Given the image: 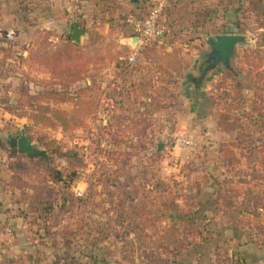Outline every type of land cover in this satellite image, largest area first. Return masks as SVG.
Returning a JSON list of instances; mask_svg holds the SVG:
<instances>
[{"label":"rangeland","instance_id":"rangeland-1","mask_svg":"<svg viewBox=\"0 0 264 264\" xmlns=\"http://www.w3.org/2000/svg\"><path fill=\"white\" fill-rule=\"evenodd\" d=\"M99 1L107 6L111 0ZM157 1L145 0L142 13ZM37 2L0 0V6L34 10ZM70 2L81 12H74V21L86 29L81 42L70 39L73 22L53 42L49 30L26 42L12 39L18 46L29 44L27 53H13L0 81L11 90L1 98L4 108L19 105L16 113L24 117L18 125L1 118L5 126L12 124L10 135L20 136L24 129L38 152L46 148V157H37L47 169L28 177L17 167L25 157L9 147L7 137L0 139L1 168L8 182L14 170L17 174L18 214L31 247L20 254V264H178V243L186 245L185 231L174 225L181 213L175 211L172 219L178 206L184 215L197 208L192 228L221 223L235 229L231 238L239 230L264 244V193L255 204L242 201L237 193L243 185L235 181L264 158V0H167L173 33L152 40L132 63L126 60L128 44L118 41L126 34L121 19L128 9L112 20L104 16L110 23L100 26L79 21L83 0ZM119 2L124 3L114 4ZM35 21L31 18L30 24ZM219 34H242L246 42L236 47L230 70L219 64L205 71L211 64L205 38ZM46 91H58L69 101L43 100ZM41 104L49 112L35 109ZM138 108L150 126L143 124L136 135L139 126L129 128L122 118ZM52 110L81 126L63 128ZM219 118L228 130L218 126ZM179 136H188L192 144L175 147ZM49 142L73 149L83 159L75 178L65 175L67 161L54 157ZM225 146L238 153L240 164H224ZM48 168L58 174L51 177ZM50 189L55 198L47 205L43 197ZM217 201L224 212L213 221Z\"/></svg>","mask_w":264,"mask_h":264},{"label":"crops","instance_id":"crops-1","mask_svg":"<svg viewBox=\"0 0 264 264\" xmlns=\"http://www.w3.org/2000/svg\"><path fill=\"white\" fill-rule=\"evenodd\" d=\"M114 1L115 0L108 1L107 3H109V5L102 6L103 1L100 2L97 0V2H92V0H83L84 6L82 7L84 12L79 21H94L97 25L101 26L103 22H106L104 16L112 20L110 17L115 18L126 9L130 12H137L138 10L140 11V9L142 10V7L145 5V0H116L124 2H119V5H115ZM116 3L118 4V2ZM33 9L34 10H32V6L28 7L22 5L11 7L0 6V46L9 43L12 45V52L16 53L15 50L21 47L22 44L18 46V44L16 45L12 42V39L15 41H17V39H22L24 42L30 41L33 38L41 36L40 32L43 30H49V32H47L48 40L53 42L58 39L57 32L65 28L68 23L72 24L74 21L75 6L70 0H38L35 6H33ZM31 18L36 19L35 24H30ZM111 22L113 23L115 20ZM109 23L106 22V24ZM124 30L126 34H120L118 41L122 44H128V47L132 51L133 49L129 44L131 32L127 27H125ZM6 31H13L11 39L7 40V38L3 36ZM43 32L46 33V31ZM130 43H133V38ZM25 45V47H28L29 44ZM24 53H27L26 49H22L21 54ZM12 57L5 55L4 51L0 48V81L3 75L4 64L6 61H13ZM6 93H11L7 85L0 86V110L3 112L1 113L0 111V139L3 140L7 137L6 139L8 140L9 147L13 148L10 146V139L18 136L10 135L11 131L14 130L12 124L5 126L1 118L6 117L7 119H11L12 122L16 123L15 125H18L16 121L24 117H17L8 112L7 108H4L5 104L1 98L4 97ZM19 155L25 157L23 158L24 162H28L27 155ZM2 162V154L0 153V264H20V259L23 257L20 256V254L28 251L31 247H28L27 240L24 237V231H22L24 229L22 218L18 214V208H22L19 203L20 190L18 189V183L13 182V179L10 180L11 182L6 180L4 171L1 168ZM35 174L26 176L32 177ZM13 177L17 178L15 170L13 171ZM222 205L223 203L220 204L221 208L218 211L215 213L213 212V221L218 220L220 217L219 212H224L221 210ZM242 207L245 206L243 205ZM194 210L197 211V208ZM175 211L179 214L181 213V215H179V219L174 225L181 226L186 234H181V237L185 238L186 245L182 247L183 244L178 243V247L181 248H178L176 250L178 253H175L178 264H185V262H187V264H264V244L257 242L252 238L253 236H249L247 232L236 230L238 233L233 235L234 238H231V230L235 229H232L230 226L222 225L221 223L216 228L206 227V230L204 228L197 229V225L192 228L191 225H193L195 219L198 218V213H194V211L192 214L184 215L181 208L178 206L172 211V219L176 217ZM173 213H175V215H173ZM201 216H203V213H201ZM207 221L209 224L212 223L209 219ZM200 230H202V232H200ZM174 232L176 235L178 230H174ZM172 233L173 232H171L170 236H172ZM188 239H193L192 243L189 244V242H187ZM214 249H217V252L214 251Z\"/></svg>","mask_w":264,"mask_h":264},{"label":"trees","instance_id":"trees-1","mask_svg":"<svg viewBox=\"0 0 264 264\" xmlns=\"http://www.w3.org/2000/svg\"><path fill=\"white\" fill-rule=\"evenodd\" d=\"M166 7H165V9H166ZM142 11L143 10L140 9V11L138 10L137 12H132V13H138V14L143 15ZM165 11L166 10H164V13H165ZM166 16L168 18L169 23L172 26H175L167 14H166ZM76 21H78V20H76ZM0 48L4 51L5 55H7L8 57H12V53H13L12 51L13 50H12L11 44L7 43L6 45L0 46ZM19 48L15 50L18 55H21L22 49L27 50V47H25V46H21ZM81 89L79 88L75 91L79 92V91H81ZM221 89L222 88H220L219 86L217 87V90H221ZM41 97L43 100H46V101H49V100L55 101V102L69 101L68 98L65 99L64 97L60 96V93L58 91H56V92H48V91L43 92ZM234 99H236V98H234ZM16 103H19V102L16 101ZM47 103L48 102H46V104ZM46 104H41L38 107L37 106H34V107L37 111H38V109H40L41 113L49 112L48 105L44 106ZM18 106L17 105L16 106H11V105L7 106V110H8V112L14 114L17 117H23V113H16V111L18 112V110L20 108ZM138 109L139 110H133L132 111L133 114H130L129 116H124L122 118V122L127 121L130 123L129 128L139 126L135 131L136 135L138 133H140V131H141L140 129H141V126L143 124L145 125L146 128H148L150 126V123L147 122L145 120V118L142 117V111L143 110H141L140 108H138ZM54 111L55 110H52L53 116L55 117V119H57L58 123L63 128L69 129V127H70L69 125H72V127H70V129L81 126V124H79V123L71 122L69 119H66L62 114L59 113V111H56V112H54ZM119 125H122V124L119 123ZM218 126L224 130L229 129V124H226V126H223V123H221L220 118L218 120ZM118 132H123V130L122 131L118 130ZM118 134H121V133H118ZM119 139L120 138H118V137L114 138L116 144H119V141H118ZM53 143L55 144V142L47 143L46 147L50 148V152H53L54 157L64 158L67 161L66 168H64L65 169V175L67 177H69L70 179L75 178L77 175V168L81 169L84 167L83 159L79 157L78 153L75 150H73V149L63 150L62 146H57L56 144L54 145ZM45 149L46 148L44 147L43 151H39V152L35 151L31 155H27L26 157L28 158V162H23V161L19 162L18 166H17V167H19L18 171L22 172V174H24V175L31 176V175L35 174L38 169H47V166L45 164H43V161H41L42 158L39 157V159H38V157H37L40 155V156L45 158L46 157L45 156L46 152H44ZM221 152H222V158L224 160L223 161L224 164H228L231 167H235L238 164H240L241 158L238 156V153H236V151L233 150L232 148L225 146L221 149ZM156 154H160V153L156 152ZM120 172H121L120 170L116 171V173L118 175L120 174ZM47 174L50 175L51 177H53V176H56L58 174V172L54 171V169L48 168ZM234 175H237V173L235 172ZM238 175L239 176H237L238 178L235 181L242 184L243 188H242L241 192L237 193V195H238L237 197L241 196L242 201L247 200V201L254 203V204L259 202L261 199L260 193L261 192L264 193V158H262V157L259 158L257 160V162L254 163V165L252 166V169H250L249 172H245L244 174L239 173ZM14 178H13V182H17L14 180ZM258 186H263L262 190H260V191L256 190V187H258ZM165 188H166V186L164 184H156V189H158L159 191H164ZM233 191H236V189L234 188ZM222 197H223V195H222ZM262 197H264V194L262 195ZM54 198H55L54 190L50 189V190H48L46 195L43 197V201L45 203L47 202V205H48V203L52 202L54 200ZM24 201L26 202V200H24ZM31 202L38 203L39 201L32 198ZM220 204H221V201H217L216 205H218L219 209L221 208ZM45 209L48 211H51V206H45Z\"/></svg>","mask_w":264,"mask_h":264},{"label":"built area","instance_id":"built-area-1","mask_svg":"<svg viewBox=\"0 0 264 264\" xmlns=\"http://www.w3.org/2000/svg\"><path fill=\"white\" fill-rule=\"evenodd\" d=\"M166 2L167 0H158L145 14L142 15L129 12L121 19L122 24L131 32L129 44L133 50L126 58L128 63L134 62L141 50L152 40L162 39L172 33L174 27L169 23L168 18L164 13ZM75 12L76 16L81 13L80 9L76 6ZM3 36L7 39H11L13 31H6ZM134 37V44H131L130 41H132V38ZM191 144L192 140L188 138V136H179L175 140V147ZM78 191L79 194L82 193L81 189Z\"/></svg>","mask_w":264,"mask_h":264},{"label":"water","instance_id":"water-1","mask_svg":"<svg viewBox=\"0 0 264 264\" xmlns=\"http://www.w3.org/2000/svg\"><path fill=\"white\" fill-rule=\"evenodd\" d=\"M86 34V29L78 25L76 21H73V29L70 39L75 43L81 42L82 35ZM135 37L133 38L134 44ZM246 42V38L242 34H219L214 36H207L205 43L210 46V50L207 52L211 64L206 66L205 71L214 68L221 64L225 69H231V58L234 55L236 47H241ZM10 146L16 147L19 154L31 155L38 150L34 146L33 141L27 137L24 133V129H21V134L18 137H12L10 139ZM175 215V213H173Z\"/></svg>","mask_w":264,"mask_h":264}]
</instances>
